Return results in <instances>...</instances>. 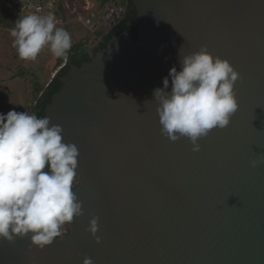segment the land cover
I'll use <instances>...</instances> for the list:
<instances>
[{"label": "water", "instance_id": "1", "mask_svg": "<svg viewBox=\"0 0 264 264\" xmlns=\"http://www.w3.org/2000/svg\"><path fill=\"white\" fill-rule=\"evenodd\" d=\"M132 2L137 40L90 48L45 107L78 148L83 215L43 249L0 240V264H264V0ZM202 45L239 73L238 109L193 152L161 134L153 92Z\"/></svg>", "mask_w": 264, "mask_h": 264}, {"label": "clouds", "instance_id": "2", "mask_svg": "<svg viewBox=\"0 0 264 264\" xmlns=\"http://www.w3.org/2000/svg\"><path fill=\"white\" fill-rule=\"evenodd\" d=\"M58 23L51 13L19 19L10 32L18 57L34 61L47 48L54 57L66 59L72 38ZM179 64V71L169 69L153 100L161 134L173 142L187 138L197 152L198 140L214 128H225L237 111L234 83L239 73L204 45L180 57ZM78 155L74 144L64 142L62 127L49 117L15 110L0 114V240L28 238L43 249L62 237L64 225L83 215L74 192ZM258 162L264 163V156L249 164L255 168ZM86 231L99 242L98 217H91ZM82 264L93 261L85 257Z\"/></svg>", "mask_w": 264, "mask_h": 264}, {"label": "trees", "instance_id": "3", "mask_svg": "<svg viewBox=\"0 0 264 264\" xmlns=\"http://www.w3.org/2000/svg\"><path fill=\"white\" fill-rule=\"evenodd\" d=\"M86 1L89 2L87 8L84 5V1L79 6L73 8L71 6L67 8L64 4V0L58 1L56 7V17L59 19L58 26L64 28L71 35L72 47L68 51L66 59H56L51 70H56L62 63H64V61L65 65L58 69L52 77L48 76V78L42 82H39V80L32 82L28 89V106L18 112L25 111L29 114H35L38 118L44 117L46 105L51 101L52 96L63 84L61 78L69 72L71 66L79 67L91 59L89 54L90 48L92 55H96L105 49L111 37L122 32L128 33L132 39L137 40L138 19L137 11L132 0ZM115 4L122 8V12L119 15L117 22L112 25L111 28L99 26L96 29H93L90 27L91 24L94 25L97 22L95 20L96 8L105 15L106 8L112 5L114 6ZM0 10L10 16L17 17L18 19L23 17L12 9L4 7L1 2ZM78 10L84 11V14L79 16L72 12ZM75 27L77 28L76 32L73 30ZM68 229L69 225L66 224L63 226L62 231Z\"/></svg>", "mask_w": 264, "mask_h": 264}, {"label": "rangeland", "instance_id": "4", "mask_svg": "<svg viewBox=\"0 0 264 264\" xmlns=\"http://www.w3.org/2000/svg\"><path fill=\"white\" fill-rule=\"evenodd\" d=\"M83 1L87 6L86 0H64V3L73 8ZM72 12L79 16L84 14L81 10ZM104 17L105 15L96 8L95 20L103 22ZM18 21L17 17L0 10V114L25 109L29 103L28 89L32 82L35 80L42 82L48 76L52 77L57 70H51L57 58L47 48L34 61H24L18 57L10 35ZM73 30L76 32L77 28Z\"/></svg>", "mask_w": 264, "mask_h": 264}, {"label": "built area", "instance_id": "5", "mask_svg": "<svg viewBox=\"0 0 264 264\" xmlns=\"http://www.w3.org/2000/svg\"><path fill=\"white\" fill-rule=\"evenodd\" d=\"M58 1L59 0H0L5 7L12 9L21 16L28 14L47 15L51 13L55 17ZM121 12L122 8L119 5L115 4L114 6H109L106 8L104 21H97L94 25L90 23V27L93 29L99 26L110 28L117 22ZM56 19L59 21L57 17Z\"/></svg>", "mask_w": 264, "mask_h": 264}, {"label": "crops", "instance_id": "6", "mask_svg": "<svg viewBox=\"0 0 264 264\" xmlns=\"http://www.w3.org/2000/svg\"><path fill=\"white\" fill-rule=\"evenodd\" d=\"M87 3H88V5L87 6H85L86 8L89 6V2L87 1ZM65 4V3H64ZM74 5V4H73ZM66 6V5H65ZM67 8L69 7V6H66ZM71 12V11H70ZM70 18V17H69ZM63 65V63L61 64V66ZM61 66H59L58 68H57V70L61 67ZM56 70V71H57Z\"/></svg>", "mask_w": 264, "mask_h": 264}]
</instances>
